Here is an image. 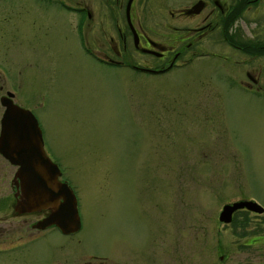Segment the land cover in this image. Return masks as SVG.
Wrapping results in <instances>:
<instances>
[{"label":"rangeland","instance_id":"rangeland-1","mask_svg":"<svg viewBox=\"0 0 264 264\" xmlns=\"http://www.w3.org/2000/svg\"><path fill=\"white\" fill-rule=\"evenodd\" d=\"M30 4L38 3L0 0V84L9 76L16 81V102L33 96L36 103L45 93L40 124L57 152L49 157L61 163L82 223L69 245L78 238L85 249L136 260V246L159 245L168 262L204 264L201 247L216 239L219 206L236 197L231 184H250L264 203V95L226 88L202 62L161 75L106 67L82 53L72 18L65 27L26 22ZM117 23H124L122 12ZM127 48L131 61L146 59ZM203 106H212L214 125L194 121L209 114ZM202 127L209 134L198 136ZM4 166L7 184L14 167ZM57 241L54 235L38 242L34 258ZM228 249L229 260H252L245 250Z\"/></svg>","mask_w":264,"mask_h":264},{"label":"flooded vegetation","instance_id":"flooded-vegetation-1","mask_svg":"<svg viewBox=\"0 0 264 264\" xmlns=\"http://www.w3.org/2000/svg\"><path fill=\"white\" fill-rule=\"evenodd\" d=\"M30 1L38 4L25 6L26 22L31 19V23L65 27L66 17L72 18L74 40L82 53L106 67L130 68L143 75H161L174 68L185 66L188 69L196 62H202L204 66H213L211 71L219 75L217 78L222 76L226 88L250 96L264 95V0ZM39 1L45 5H39ZM121 12L124 23L119 26L117 20ZM129 44L133 52L146 58L142 60L143 63L133 62L127 57ZM223 63L236 68L221 70ZM15 85L16 81L10 76L6 85L0 84V120L4 111L2 103L7 101L31 112L41 132L45 155L57 166L60 181L65 182L74 195L68 182L61 179V163L56 157H49L56 150L44 137L39 117V113L47 106L45 93L38 97L36 103L33 102V96L30 102L17 96L16 102ZM203 109L208 110L207 117L196 115L194 121H211L214 125L212 106H203ZM218 109L219 106L214 107V110ZM222 127L215 124V128L221 130ZM204 130L209 134L207 129ZM204 130L202 127L198 136H204ZM4 162L8 163L0 155V264H175L162 257L172 260L163 249L166 247L159 245L148 246L153 248L147 250L148 254L145 252L148 247L136 246L137 260L112 252L104 253L97 247L85 249L78 238L75 239V245L70 246L72 238L82 231L76 196L79 228L75 232L63 234L56 225L48 223L51 210L18 211L16 202L22 197L16 188L17 181L12 179L15 168L5 184V180L1 179ZM231 185L234 186L231 189L236 197L223 201L219 206L215 216L216 239H206L201 247L204 264H264V203L252 195L250 184ZM260 186L255 184V188ZM59 201L62 202L61 199ZM129 208L133 209L132 203ZM209 233L210 230L206 232L207 235ZM54 235L62 241L53 243L50 251L44 250L43 257L35 259L37 243ZM223 235L228 237L226 245ZM230 247L239 252L247 251L252 260H229ZM125 248L130 250L129 246ZM124 250L127 252V249ZM213 256L217 261H212Z\"/></svg>","mask_w":264,"mask_h":264},{"label":"water","instance_id":"water-1","mask_svg":"<svg viewBox=\"0 0 264 264\" xmlns=\"http://www.w3.org/2000/svg\"><path fill=\"white\" fill-rule=\"evenodd\" d=\"M2 106L0 155L17 167L14 179L19 182L22 197L16 202L18 211L49 209L52 214L48 223L55 224L64 234L76 231L79 219L74 197L66 185L58 181L60 174L56 165L44 154L35 118L10 101Z\"/></svg>","mask_w":264,"mask_h":264}]
</instances>
